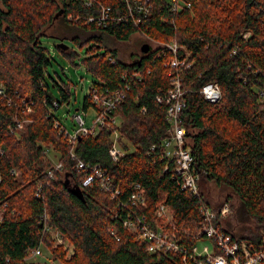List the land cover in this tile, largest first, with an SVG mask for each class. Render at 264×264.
Instances as JSON below:
<instances>
[{
	"label": "trees",
	"instance_id": "16d2710c",
	"mask_svg": "<svg viewBox=\"0 0 264 264\" xmlns=\"http://www.w3.org/2000/svg\"><path fill=\"white\" fill-rule=\"evenodd\" d=\"M97 1L109 6L113 19L88 21L99 5L85 0H0V264H37L28 257L41 244L60 264H184L175 251H148L147 242L124 227L122 218L139 214L190 248L201 238L200 203L218 211L225 203L233 206V199L232 214L242 225L228 220L223 228L258 243L264 233V0H176L174 7L172 0H149L144 17L128 9L140 0ZM57 15L65 27L52 36L72 40L84 56L54 46L84 65L96 78L91 86L129 84L115 110L125 151L117 162L108 155L112 130L107 125L79 136L72 146L54 114L68 103L69 92L67 83L63 87L51 76L52 83L46 81L51 56L40 38ZM133 34L158 46L125 62L116 44ZM174 41L184 59L180 123L199 175L200 197L181 187L172 161L160 159L169 123L166 105L155 95L170 86L171 52L164 44ZM214 81L221 99L210 103L200 88ZM90 96L89 88L83 110L92 106ZM49 151L61 161L60 169L54 170ZM78 159L106 170L111 190L97 180L84 183L89 169H78ZM136 182L144 202L132 206L128 198ZM210 182L227 189L221 200L205 193ZM160 204L169 209L168 222L156 215ZM55 232L62 242H55ZM188 263L200 264L198 258Z\"/></svg>",
	"mask_w": 264,
	"mask_h": 264
},
{
	"label": "built area",
	"instance_id": "2783aa9c",
	"mask_svg": "<svg viewBox=\"0 0 264 264\" xmlns=\"http://www.w3.org/2000/svg\"><path fill=\"white\" fill-rule=\"evenodd\" d=\"M175 1L172 0L173 7ZM85 4L99 5L98 14L88 17V21L97 20L98 23H103L108 19H113V16L109 15V6L99 3L97 0H85ZM150 7L149 0H140L130 4L128 9L130 12L135 11L137 16L144 17L149 14ZM164 45L171 52L170 58L166 63L171 70L167 73L170 76V86L166 91L155 95L157 102L166 105L165 120L169 123L167 128L168 135L161 143L160 159H165L170 163L172 161L174 174L179 177L181 187L185 188V190L188 189L195 197H200L199 175L193 166V156L190 143L185 136V127L180 123V112L185 103L179 73L182 71L181 67L184 64V59L178 57L179 45L175 41L165 42ZM161 52L164 54V49ZM135 74L136 72L133 73V75ZM128 89L129 84H124L123 87L115 89H108L102 85L90 87V100L94 109V116H92L90 125L87 126L84 117L86 116V110L83 111L84 116L82 114L74 115L76 128L72 133L65 129V136L72 146H74L75 140L79 136L94 135L101 126L107 125L112 130V140L108 147L110 159L113 162H117L124 156L125 151L119 143L118 126H120V117L115 114V110L125 98V92ZM200 94L206 101L216 103L221 97V90L217 82H207L201 86ZM26 109L29 110V107H26ZM144 110L143 107L142 111ZM57 125L58 123L55 122L54 126ZM150 149L153 150V147ZM70 154L71 156L74 154L73 147L70 149ZM75 165L78 169H89L84 183L97 180L101 188L111 190V178L98 163H85L78 159ZM61 166L62 163L54 164V170L60 169ZM115 194H118L117 189H115ZM143 194V188L139 183H134L128 198L132 206H138V204L144 202ZM199 208L203 220L197 235L201 236V238L190 248L186 247L180 239L165 230L160 224L153 227L143 216L134 215L132 211L127 212L125 217L122 218V225L132 231L136 238L146 241L148 251H175L181 254L184 264H189L188 260L195 258H198L200 264H264V233H262L259 242L256 243L240 239L225 231L222 222H219L217 218L222 220L232 214V208L227 203L223 204L218 211L203 203H200ZM156 215L161 218V223L168 222L171 217L165 204L159 205L156 209ZM113 216L118 218L119 215L115 213ZM54 237L57 238V243L62 242L63 238L57 232L54 233ZM204 240H208L209 243H202ZM200 242L202 245L198 246L197 244H200ZM40 252L41 250L38 246L31 251V256H37Z\"/></svg>",
	"mask_w": 264,
	"mask_h": 264
},
{
	"label": "rangeland",
	"instance_id": "374dc122",
	"mask_svg": "<svg viewBox=\"0 0 264 264\" xmlns=\"http://www.w3.org/2000/svg\"><path fill=\"white\" fill-rule=\"evenodd\" d=\"M64 23L62 22L59 15L55 17L53 22L48 25L45 29V34L41 36V43L49 50V54L51 56V64L47 66V72H45V78L48 83H52V80L49 78H53L56 82L61 84L63 87L65 86L64 83H67L66 89L69 92V99L68 103H62L58 108L54 110V114L57 120L69 131L72 133L76 128V119L74 117L75 114H82L83 115V99L88 94L89 88L92 85V82L96 81L94 78L85 68L82 63H79L77 58L74 59V62H71L70 58H66L63 56L56 48L55 44L60 41L57 37H53L52 34L59 35L61 31L64 29ZM51 34V35H50ZM246 35V34H244ZM63 43L66 44L69 48H72L77 53L80 54L81 57L84 56V50L79 48L72 40L63 39ZM147 43L149 46V50L155 49L158 44L151 40H146V38L139 34H133L131 37L124 42L117 43V47L120 52L121 58L125 62H131L134 57H138L137 53H142L140 50L141 45ZM148 50V51H149ZM76 63L79 64L76 65ZM53 94L56 97L57 95L56 89H52ZM94 114V109L92 106H89L86 110L85 122L86 125L89 126L91 123L92 116ZM26 121V120H25ZM48 156L53 161V164L61 163V161L57 160L55 155L48 152ZM70 185H73L72 180L67 177ZM206 194L213 200H221L223 196L226 194L227 189L222 188L220 186L215 185L214 183L210 182L207 184V188H205ZM230 203H233V206L236 205L237 200L233 199ZM233 206H230L233 208ZM234 210V209H233ZM237 218L231 214L227 218H223L221 220L222 226L226 227L225 223L229 221L236 222V224L242 225L240 222H237ZM57 242V238H54ZM202 243H209L208 240H204ZM200 242L199 245H202ZM41 252L37 256L28 257L31 260H34L37 264H60L59 261L53 260V253L51 250L46 248L43 244L39 246Z\"/></svg>",
	"mask_w": 264,
	"mask_h": 264
},
{
	"label": "water",
	"instance_id": "95a60500",
	"mask_svg": "<svg viewBox=\"0 0 264 264\" xmlns=\"http://www.w3.org/2000/svg\"><path fill=\"white\" fill-rule=\"evenodd\" d=\"M57 45L60 46L61 48H65L66 47V44H64L62 41H59ZM140 50H141L142 53H147L148 50H149L148 44L144 43L143 45H141Z\"/></svg>",
	"mask_w": 264,
	"mask_h": 264
},
{
	"label": "flooded vegetation",
	"instance_id": "af4514ba",
	"mask_svg": "<svg viewBox=\"0 0 264 264\" xmlns=\"http://www.w3.org/2000/svg\"><path fill=\"white\" fill-rule=\"evenodd\" d=\"M143 54H146V53H137L138 56H141V55H143ZM134 58H135V57H134Z\"/></svg>",
	"mask_w": 264,
	"mask_h": 264
},
{
	"label": "bare ground",
	"instance_id": "6f19581e",
	"mask_svg": "<svg viewBox=\"0 0 264 264\" xmlns=\"http://www.w3.org/2000/svg\"><path fill=\"white\" fill-rule=\"evenodd\" d=\"M220 99H221V97H220ZM220 99H219V100H220ZM219 100H218V101H219ZM218 101H217V102H218ZM224 230H225V229H224Z\"/></svg>",
	"mask_w": 264,
	"mask_h": 264
}]
</instances>
